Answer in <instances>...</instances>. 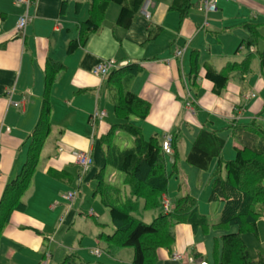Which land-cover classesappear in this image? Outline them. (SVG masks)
<instances>
[{"label":"crops","instance_id":"0c3cea01","mask_svg":"<svg viewBox=\"0 0 264 264\" xmlns=\"http://www.w3.org/2000/svg\"><path fill=\"white\" fill-rule=\"evenodd\" d=\"M65 1L68 7L62 13ZM78 1L35 0L28 11L30 21L22 39L16 27L26 7L15 5L14 0H0V203L6 186L27 160L30 136L41 113L47 60L65 66L51 90L52 133L23 197L26 211L15 212L4 230L0 264L4 259H17L16 264H45L48 260L50 264L54 257L47 243H52L53 235H59L62 229H71L78 214L84 213L86 201L77 198L83 195L85 185L97 184L94 177L99 171H104L106 185L123 188L125 175L106 166L100 143L116 120L114 106L111 111L104 101L108 98L114 105L106 80L93 74L99 64L113 60L118 67L137 64L142 68L125 89L151 105L147 119L136 121L146 140L155 135L164 140L179 131L180 150L181 134L189 132L191 148L205 125L223 137V131L232 130L213 129L217 122L228 127L256 119L264 123V67L259 59V53L264 52L259 46L264 43V0H219L217 11L207 14L204 0H192L183 18L170 9L174 0H146L128 30L116 25L120 9L111 4L102 30L90 35L86 44L70 55V42L78 38L80 24L89 18V3L84 0L76 12ZM246 24L258 25L262 36L258 47L251 50L242 47L249 37ZM154 28L160 29L159 35L149 41V31ZM179 52L182 54L178 57ZM195 54L201 72L194 82L190 74ZM231 61L236 67L246 66L250 72L245 76L232 74L226 91L217 97L213 84L205 79V70L209 66L217 72L224 71ZM98 112L106 116L95 119ZM127 135L128 140L121 132L116 133L114 143L121 151L134 147V138ZM81 151H90L94 160L86 175L77 164L76 155ZM171 164L169 158V168ZM122 190L128 197L129 192ZM70 192L77 194L73 203L63 199ZM102 215L91 212L98 225L107 216ZM175 232L172 254L158 252L161 264H188L174 261V253L190 257L196 264L209 261V248L195 239L200 232L195 234L189 225L177 226ZM67 238L65 234L60 237L61 245ZM194 253L200 256L194 259Z\"/></svg>","mask_w":264,"mask_h":264},{"label":"trees","instance_id":"16d2710c","mask_svg":"<svg viewBox=\"0 0 264 264\" xmlns=\"http://www.w3.org/2000/svg\"><path fill=\"white\" fill-rule=\"evenodd\" d=\"M84 0L76 3V12L83 6ZM89 3V18L79 26V36L70 42L68 54H74L83 47L90 35L98 34L106 19L111 4L119 7L116 25L128 30L143 7L146 0H86ZM68 7L64 2L62 13ZM192 7V0H174L170 9L185 17ZM249 33L242 47L257 48L261 39L258 25L246 24ZM160 29L149 31V41L155 39ZM261 67H264V52L259 53ZM232 65L222 72L211 67L205 70V79L213 84V94L220 97L228 87L234 73L246 75L250 69L246 66ZM190 77L193 81L200 75L198 57H192ZM249 67V66H248ZM242 68V70H238ZM246 68V69H245ZM65 66L48 59L45 71V90L42 108L37 125L30 136L27 160L17 177L9 182L0 203V243L4 230L15 212L25 213L23 197L29 190L40 164L41 153L52 133L51 90ZM142 68L137 64L120 66L113 69L106 79L107 88L113 92L115 124L110 126L100 143L104 150L106 166H110L125 175L123 188L129 192L123 201V190L115 189L104 182V171H99L94 179L97 187L94 196L101 199L109 211L114 232L102 233L98 239L106 245L105 253L116 258L122 251L133 250L132 264H161L158 252L166 250L170 254L176 245L175 229L180 225L191 226L193 232L209 233L210 227L216 231L228 232L237 228L235 233L223 234L214 239L212 249L213 263L207 264H264V255L257 253L252 258L244 236H259L258 224L264 220V123L258 119L246 125L232 124L229 129L238 146L235 158L224 161L222 153L226 140L218 131L205 125L198 132L187 155L188 165L203 171H209L217 162L216 178L213 180L210 203L222 202L223 211L217 223L212 224L206 216L198 212V202L191 196L170 200L169 213L164 212V197H169V183L179 173L180 161L179 131L172 136V153L163 150V138L155 135L150 140L144 138L143 131L136 121H144L150 114L151 105L135 93L126 91L125 84L140 74ZM261 114L259 118H261ZM117 132H125L134 138V147L121 151L115 144ZM172 160L169 168V158ZM225 171L226 177L221 176ZM147 212L161 211L160 215L147 224L137 218L140 209ZM193 258L200 256L198 253ZM1 258V254H0ZM208 260V259H207ZM64 264H77L75 254L66 256Z\"/></svg>","mask_w":264,"mask_h":264},{"label":"rangeland","instance_id":"374dc122","mask_svg":"<svg viewBox=\"0 0 264 264\" xmlns=\"http://www.w3.org/2000/svg\"><path fill=\"white\" fill-rule=\"evenodd\" d=\"M259 46L261 48V51H263L264 43L261 42ZM244 53H247L245 49ZM233 63L234 62L231 61L230 64L233 65ZM110 94L112 96L113 92H110ZM104 101L112 111L113 105L111 104L110 100L106 98V100ZM111 115L113 117V113ZM224 128L229 127L222 125V123L220 122H217L213 127V129L219 130H223ZM230 132L231 131H223L221 133L223 138L227 141L225 151H223L222 153L224 161L233 160V158L235 157V146H238L234 138L231 137ZM121 134L123 135V137H125V139H130L125 132H121ZM189 136V132H184L183 134H181L182 145H180V161L178 162L179 173L177 175H174L170 180L169 199L175 201L180 197H185L188 195L192 198H196L198 202V212L201 215L206 216L209 219V222L215 224L218 222L224 208V204L222 202H209L213 180L216 178L217 162L215 161L207 172L200 171L188 165L185 161V158L191 149ZM221 176L223 178L226 177V173L224 170L222 171ZM96 187V183H94L92 186L85 185V188L83 189V195H80L77 198V201L82 202L84 199L86 201L85 205L83 203L84 209H82V211L84 213L78 214L77 220L74 222L71 229H62L59 235H53L52 239L54 241L52 243H47V245L51 247V253L54 257L50 264H64L65 258L69 254H75L77 264H132L134 257L133 250L122 251L116 258L109 257L105 253L106 245L104 244V242H100L97 238L98 235L102 233L112 235L114 232V228L111 223L109 211L104 207L99 198H93V191L96 189ZM120 198L123 201L125 199V194L123 193ZM92 211H94L97 216L102 215V213L107 214L106 217H103V219L100 220L99 224L101 225H98L96 223V218L94 216H91ZM160 213L161 211L147 212L141 208L136 216L141 221L147 224H151L153 220L160 215ZM258 228L260 236L256 237L253 234H248L243 237L249 248L252 258L254 259L257 258L258 251L264 255L263 221L259 222ZM235 232H237V228H231L228 232H225L216 231L212 227H210L208 234L200 231L195 239L197 240V238H199V240L205 242L206 246L210 250L207 258L210 263H213L212 249L214 245V239L220 238L223 234ZM64 234L68 236V238L66 239L65 244L61 245L60 237ZM174 254L175 255L173 256V259L176 262L184 261L188 262V264H196V262L194 260H191L190 257L186 258L184 255H178V253ZM180 256L183 257L180 258ZM177 258H179L180 260H177ZM16 261L17 259H4L2 264H16Z\"/></svg>","mask_w":264,"mask_h":264},{"label":"built area","instance_id":"2783aa9c","mask_svg":"<svg viewBox=\"0 0 264 264\" xmlns=\"http://www.w3.org/2000/svg\"><path fill=\"white\" fill-rule=\"evenodd\" d=\"M35 0H14L15 5L17 6H25L26 7V13L22 15L17 23V32L22 39L26 35L28 23L30 21V17L28 16V11L32 7L33 3ZM219 0H204L203 3V8L205 10V13H210V12H215L218 8ZM178 56H181V53H178ZM116 68L115 62L114 61H106L102 64H99L96 66L93 70V74L96 76H100L101 78L105 79L108 77L110 72ZM15 107H19V104L14 103L13 104ZM105 116V113H96L94 118H100L102 119ZM94 119V120H95ZM1 131H0V145H1ZM164 150L169 154L171 153V138L168 137L167 140L164 142ZM77 158V163L78 165L82 168L83 174L87 173L89 169L93 166V158H92V153L90 151H81L76 155ZM76 198V193H67L66 195L63 196V199L68 202V203H73ZM164 208L166 212L170 210V204L167 200H165V205ZM179 257V256H177ZM183 256H180L182 258ZM177 260H180L177 258ZM204 264V263H202Z\"/></svg>","mask_w":264,"mask_h":264}]
</instances>
